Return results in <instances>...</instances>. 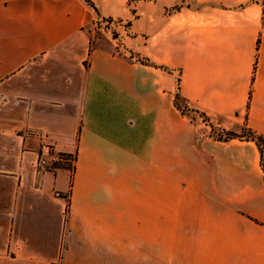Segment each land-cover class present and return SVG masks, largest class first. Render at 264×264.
<instances>
[{"label":"crops","instance_id":"obj_1","mask_svg":"<svg viewBox=\"0 0 264 264\" xmlns=\"http://www.w3.org/2000/svg\"><path fill=\"white\" fill-rule=\"evenodd\" d=\"M91 1L0 0V264H264V0Z\"/></svg>","mask_w":264,"mask_h":264},{"label":"trees","instance_id":"obj_2","mask_svg":"<svg viewBox=\"0 0 264 264\" xmlns=\"http://www.w3.org/2000/svg\"><path fill=\"white\" fill-rule=\"evenodd\" d=\"M86 2L93 7L95 10L96 7L94 6V4L92 3L91 0H86ZM118 24H125L126 29L128 30L131 26V24L129 23H125L123 20H119V19H112V18H100L98 21V27L100 29H104L106 31H111L112 35L114 38H118L119 33L115 30L116 25ZM133 58V56H132ZM138 61L143 64V65H147V66H152V67H156V68H161L164 69L166 71H168L167 67L164 66H158L156 64H154L153 62L150 61V59H148L147 57H138ZM180 101H182L179 93L176 96L175 99V107L182 113V114H186L185 110L182 109V106L180 104ZM202 116H204L205 119H207V117L202 114ZM223 134L221 135V137L219 138L220 141H230L232 139H241V140H246V141H253L256 143V145L258 146L260 152H261V167L264 171V137L260 134H258L256 131H254L253 129L249 128L247 125L243 128L241 133H236V132H232V131H221ZM62 156L65 157V164L59 166V169H66V170H73V160L75 161V158H73L72 155L69 154H61ZM70 210V200H67V212Z\"/></svg>","mask_w":264,"mask_h":264},{"label":"built area","instance_id":"obj_3","mask_svg":"<svg viewBox=\"0 0 264 264\" xmlns=\"http://www.w3.org/2000/svg\"><path fill=\"white\" fill-rule=\"evenodd\" d=\"M115 30L117 32H119L120 30L123 32H127L125 24L116 25ZM108 32L112 33L111 31ZM73 158L75 157L73 156ZM65 161H66L65 157L62 156L61 154H57L51 144L46 142L42 144L39 154V162H38V166L40 168L54 172L57 169H59V166L65 164ZM74 162L75 161L73 160L72 162L73 165Z\"/></svg>","mask_w":264,"mask_h":264},{"label":"rangeland","instance_id":"obj_4","mask_svg":"<svg viewBox=\"0 0 264 264\" xmlns=\"http://www.w3.org/2000/svg\"><path fill=\"white\" fill-rule=\"evenodd\" d=\"M180 104H181V106H182V109L185 110L186 115H190V113H189L188 110L186 109L184 103H183L182 101H180ZM193 116L196 117V118L198 117V118L204 120V122H205L206 124H209V123H210V122H209V119H208V118L205 119L204 116H202L201 114H196V113H195ZM222 134H223V133H222L221 131H217V132H215L214 137L217 138V139H219V138L221 137Z\"/></svg>","mask_w":264,"mask_h":264}]
</instances>
